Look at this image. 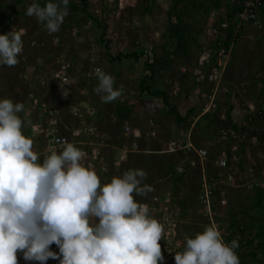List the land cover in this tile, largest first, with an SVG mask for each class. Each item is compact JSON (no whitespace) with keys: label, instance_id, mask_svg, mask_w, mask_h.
<instances>
[{"label":"rangeland","instance_id":"rangeland-1","mask_svg":"<svg viewBox=\"0 0 264 264\" xmlns=\"http://www.w3.org/2000/svg\"><path fill=\"white\" fill-rule=\"evenodd\" d=\"M86 1L88 13L94 17L95 22L79 10H74L75 7L81 6L79 0H70L69 15L60 31L49 35L35 17H28L25 14L33 0H21L19 3L17 0H0V15L11 14L9 21L0 20V35L8 34L11 31L20 32L24 42L19 64L12 68H0V98H10L25 104V112L22 115L30 123L23 129V134L33 139L34 150L41 154L43 150L39 147L44 149V134L38 135L35 130L41 123L37 120L38 118H35L38 104L44 103L50 106L52 101L57 104L58 112H60L58 118L61 119L67 133L72 126L76 125V122L70 118L71 110L77 108L80 103L88 104L96 111L94 126L100 139H103L104 144L107 145L98 150L107 166L104 165V161L99 164V158H97L94 169L101 182L107 183L113 177L121 176L129 169L142 168V155L135 152L131 157L129 156L130 158H126L127 153L124 156L117 150L121 146L125 145L127 152L133 149L135 151L142 149L141 146L146 144L147 149H154L152 151L154 156H147L152 157L148 167L153 168L151 174L155 176L160 173L161 168L174 165L173 161L164 164L161 162L160 158L167 155L162 153L168 151V147L163 146L165 142H176L180 146L181 142L187 140L189 128L193 126L191 140L195 143L194 148L196 150L204 148L208 154H211V158L208 157L204 163L206 170L209 169L207 166L212 164V171L216 173L214 163L218 156L222 157L224 154L227 160L225 173H230L232 170L240 171V178L237 179L236 186L240 190L241 198L238 194L239 199L236 200V204L232 205L234 215L229 217L230 219L227 216L228 220L225 216L223 220L220 218L221 227L223 230L225 228L234 229L237 226L242 227L243 244L237 252L240 261L243 260L241 255L254 252L257 255V260L253 261V258L248 256L244 258L243 262L247 264L263 263L264 144H258L256 138L250 140L245 136L240 138L231 127V129L226 128L222 123L210 128H208V124L214 119L219 122L224 121L230 103L233 102L237 111L231 113L232 122L230 123L238 128L246 127L248 133L261 131L264 123V65H257L258 62L249 64L245 67V71L242 69V72L244 74L249 71L250 73H247L252 78H245V74L240 77L239 71L243 64H240L238 60V62L234 61L235 56L231 55L232 59L227 61L228 65L232 63L228 75L229 83L223 87L222 81L217 94L216 109L209 111L206 115L209 117L208 119H204L205 116H198L196 113L190 116L187 122L177 125L161 100L141 94L140 81L145 77L148 79L146 85H150L152 91H163L169 99L170 97L179 99L178 103L181 108L178 112L181 115H185L193 107L198 108L200 95L206 94L209 90L205 86L196 88L193 84V74L204 49L209 46L215 48V44H212L213 42L208 36L209 29L202 28L200 23L190 20L178 24L177 18L168 16V12H175L176 9L173 0H133L135 3L131 5L124 4L122 0ZM38 2L43 6V0H38ZM129 2L132 3V0ZM145 3L149 4L147 8ZM128 7H131L130 10ZM247 26L250 27V31L246 30ZM198 29L201 32L200 37H202L201 41L197 39L200 42L196 45L199 47V53L176 55L173 39L171 42L169 41L170 49L173 52L171 56L164 53L160 59L161 54L155 53L156 47L162 46L164 42L160 36L164 31L170 32L171 35L174 34V31H181L188 38L189 32H196ZM246 32L250 34V37L243 40L242 36L244 37ZM101 35H104V40L108 42V54L100 40ZM248 41L250 42L248 43ZM222 42L221 40V45ZM247 44L256 49V54H254L256 60L259 59L264 63V27H255L251 24L243 26L231 46ZM134 48L137 49L138 60L123 59L119 63L109 60L110 57H115L118 53H135L133 52ZM220 50L226 54L225 48L222 47ZM153 58L158 59L156 60L158 62H155L154 74L149 79L150 73L146 71L147 68L144 65L150 64ZM63 67L66 68L65 71L67 70L69 76L68 82L65 83H62V76L59 75V72L63 71ZM94 67L111 74L116 81L115 87L123 86L122 95L116 101L107 104L101 102L100 96L94 91L98 79L89 75ZM133 97H136V110L128 113L127 105H125L127 103H123V100L128 101ZM232 97H234V101ZM132 101L130 100L131 103H134ZM99 113H103V115H99ZM42 125L44 128L45 125L43 123ZM125 127L129 128V133L124 132ZM149 132H153L154 135L146 137ZM37 135L38 137H36ZM74 135H77L76 132ZM79 136L71 137V142H98L96 139L89 140L85 136ZM135 142L138 144L137 147H134ZM118 143H120L119 147ZM77 147L81 150L84 148L80 145ZM84 150L82 151L84 152ZM44 154L46 155V153ZM44 154L41 155V160ZM188 158L198 161L195 154L189 155ZM179 163L187 168L185 162L180 160ZM184 177L182 176V178ZM144 183L150 185L148 178ZM152 185H154L152 187L155 191L163 194L176 189L169 179L167 182L157 181ZM246 186L249 189L246 190ZM220 194L222 197V193ZM146 198L147 196L136 197L139 203ZM234 206L236 207L234 208ZM221 227H218L220 231ZM51 250L57 253L59 251L55 244L51 246ZM17 255L18 264H38V262H26L22 253L18 252ZM47 264H59V261L50 259Z\"/></svg>","mask_w":264,"mask_h":264},{"label":"clouds","instance_id":"clouds-1","mask_svg":"<svg viewBox=\"0 0 264 264\" xmlns=\"http://www.w3.org/2000/svg\"><path fill=\"white\" fill-rule=\"evenodd\" d=\"M70 0H33L26 15L35 17L49 35L60 31ZM24 42L20 32L0 35V68L19 64ZM94 91L102 103L121 97L111 74L97 68ZM37 108V107H36ZM25 104L0 98V264H163L164 225L136 197L154 191L147 173L129 169L102 183L83 163L85 153L72 143L43 156L23 134L30 123ZM55 244L58 253L51 250ZM236 240L225 242L206 226L186 238L175 264H241Z\"/></svg>","mask_w":264,"mask_h":264},{"label":"crops","instance_id":"crops-1","mask_svg":"<svg viewBox=\"0 0 264 264\" xmlns=\"http://www.w3.org/2000/svg\"><path fill=\"white\" fill-rule=\"evenodd\" d=\"M122 1L126 5H129V4L131 5L135 3L133 0H132V3H130L131 1L129 2V0H122ZM173 1L175 3L176 9H175V12H172V11L168 12L167 13L168 16H172V17L174 16L175 19L177 18V20L180 21L181 23L184 21H189V20L191 22L196 21L197 23L201 24L200 27L206 28V29L207 28L210 29V27L215 26V24H219L220 22L226 20L227 19L226 15L230 13L231 11L236 10L237 6H239L237 0H173ZM145 6L147 8L149 4L145 3ZM130 8L131 7H128V10H130ZM246 30L250 31V27L247 26ZM200 34L201 32L199 31V29L196 32H192V33L189 32L188 38H186L187 36L185 34V40L187 42V49H186L187 54L195 55L199 53V47H197L196 45L200 43L198 42L197 39H199L200 41L202 40V37H200ZM170 35H171L170 32H165V31L161 33L160 35L164 42L162 46L160 45L159 47H156V49L154 50L155 53L161 54L160 59L164 56V53L169 54V56L173 54V52L170 49L171 47L170 42L172 40L170 39ZM249 37H250V34L248 32L245 33L244 37L242 36L243 40L245 39L247 40V38ZM224 40L225 39H223V41ZM249 42L250 41H248V43ZM174 49H175V43H174ZM225 49H226L228 62L230 61V59H232L230 58L232 55V56H235L234 61L238 60L240 64H243L239 71L240 77H242L245 74V78H252V76L247 73L249 71L246 70L247 72H245L244 74L242 72V69L245 71V67L249 66V64L258 62L257 65H262V64L264 65V63L262 61H259V59L256 60L255 55H254L256 54V49H254V47L250 44L233 47L231 46V43H230L228 47ZM133 50H134L133 52L138 54L136 48H134ZM156 58H159V57H156ZM228 62H227V65H228ZM231 64L232 63L226 66V69L223 75V87L227 86V83H229L228 75H229V69H230ZM135 98L136 97H133L132 99H129L128 101L123 100V103H127L125 105H127L128 113L136 110L137 104L135 102ZM233 98L234 97H232V100L234 101ZM189 99L191 100V98ZM130 100L131 101L133 100L134 103H131ZM241 100L243 101L242 98ZM168 101H169V104L171 103L170 104L171 106L176 107L178 111L180 110L181 106L178 103L180 102L179 99L174 98V97L173 99L172 97H170L169 99L168 97ZM230 107H232L231 113H234L237 111L233 102L230 103L229 108ZM99 115H103V113L102 114L99 113ZM231 117H232V114H231ZM231 122H232V119H231ZM193 130H194L193 126L189 128L188 138L185 142H181L180 146L177 145L178 143L176 142L175 143L165 142V145L163 146L168 147V151H165L162 153V154H167V155L166 157L160 158L162 159L161 162L162 164H164L165 162L169 163L170 161H173L174 165H172V167L170 165V167L161 168V170H159L160 173L158 175H155V176L152 175L151 172H153V168L148 167V165L150 166V160L152 159V157H148L147 155L154 156L152 152L154 149H151V150L147 149L146 148L147 144L145 146H141L142 149H139L137 151H135L134 149L130 150V152H128L126 156V158H128L129 156L131 157L135 152L140 153L142 155L141 158H143V160L141 161L142 163L141 170H144L147 173V178L151 186L154 187V185L152 184L156 183L157 181L167 182V179H169L171 180L172 185H174L176 189H178V190L173 189L171 191H167L165 194L157 192L154 189V191L151 192L149 196L147 195V198L141 203L150 205V201L153 197H161L163 200L170 201V209L177 219V228H176V233H175L176 239L182 245V247L185 244L186 238L194 237L196 233L202 232L206 226H214V227L220 226L221 227L222 223L220 221L221 220L220 218H222V220L224 219V216L225 218L226 216L228 218L229 217L231 218V216L234 215V211H232L233 209L232 205L236 204V200L239 199V197L241 198L240 190L236 186L237 185L236 181L237 179L239 180L241 173L240 171L238 172L237 170H232L230 171V173H226V174H231L233 177V181L230 183L227 182L224 186H220L219 188H217V191L215 190L214 196L211 201L210 212L207 213L206 209L201 205V203L199 202V194H200V186H201L202 180L205 178H208V179L213 178L215 173L212 171V164L207 166V168L209 167V169L206 170L204 168L206 165L205 164L202 165L199 159H197L199 162L196 160H192V159L189 160L188 156L195 154L193 152V149H195L193 145L195 143L191 140V133L193 132ZM137 145L138 144L135 142L134 147H137ZM189 147H191V149H189ZM40 148L42 147H39V149ZM43 148L44 149H42L43 152L41 153V155L45 153L44 152L45 147ZM201 149L205 150L204 148H201ZM222 155H223L222 157L225 156L224 154ZM180 160L187 164V168L185 167L187 174L184 175L185 176L184 178L178 176L176 173V168H177V165L180 164L179 163ZM104 165L107 166L105 161H104ZM177 179H179L180 181H178ZM243 184L245 183L243 182ZM220 193H222V197H220L221 196ZM238 194H240L239 197H238ZM235 207L236 206H234V208ZM227 210H229L230 212ZM221 229L223 230V227H221Z\"/></svg>","mask_w":264,"mask_h":264},{"label":"built area","instance_id":"built-area-1","mask_svg":"<svg viewBox=\"0 0 264 264\" xmlns=\"http://www.w3.org/2000/svg\"><path fill=\"white\" fill-rule=\"evenodd\" d=\"M237 2L240 11L235 15L231 25L227 20H224L209 29V38L213 42L212 44H215V48H213V46H209L204 49L199 58L198 66L193 74L194 86L196 88L205 86L208 87L209 90L206 94H201L198 100L199 104L197 107L200 109V116H205L210 110L216 109L218 98L217 94L220 86L222 85L223 75L227 66V54H224L220 50L222 48L220 41L226 39L228 29L231 27L233 28L232 38L228 40L232 44L234 39L239 35L243 26L251 24L255 27H264V0H237ZM223 59L225 60L223 61ZM65 69L66 68L63 67V71L59 72V75L62 76V83L68 82L69 80L67 70L65 71ZM96 69L97 68L94 67L91 70V73L89 74L90 77H97L95 71ZM79 106L77 108H73L70 113L71 120L73 119L76 122V125L71 127L73 133L71 134V130L69 131L70 137H77L80 135L79 137L85 136V138H89V140L96 139L98 142L73 143L71 142V138L58 134L57 127L60 123V119L58 118L60 112H58L57 104H54L53 102L50 106H47L44 103H41L40 105L38 104L36 115L37 118H39V121L44 122H41L39 125L37 124L38 126L35 130L38 135H41L42 133L44 134V152L46 154L50 153L52 150L62 149L63 142L66 140L75 146H84L85 156L83 163L86 166L94 168L97 158H99V164L104 161L98 150L103 149L107 145L104 144L103 139H100L96 131V127L94 126L96 111L88 104L80 103ZM42 123L45 125L44 128ZM74 132H76V136L74 135ZM124 132L129 133V128L125 127ZM38 135L36 137H38ZM153 135V132H149L146 136ZM189 149H191V147H189ZM117 150L122 155L129 152H127L125 145ZM193 152L196 154L201 164L204 165L208 159L207 151L203 149H193ZM214 164L216 170L214 177L210 179H203L200 186L199 202L206 209L207 213L210 212L211 201L215 190H217L220 186H224L227 182L230 183L233 181L232 175L225 173L227 168V160L225 157H218ZM176 173L180 177L186 175L185 166H178L176 168ZM256 187H258V185H256ZM245 189L247 190L249 187L246 186ZM148 206L154 218L164 225V240L159 242L164 256L163 263H175L174 256L177 252L182 251L183 247L176 239L175 233L177 228V219L170 209V201L163 200L161 197H153L150 201V205ZM216 228L218 229V227ZM242 230V227L239 228V226H237L234 229L225 228L224 230L219 231L225 242L236 240L238 241L240 248L243 244ZM239 248L236 249V252L239 251Z\"/></svg>","mask_w":264,"mask_h":264},{"label":"trees","instance_id":"trees-1","mask_svg":"<svg viewBox=\"0 0 264 264\" xmlns=\"http://www.w3.org/2000/svg\"><path fill=\"white\" fill-rule=\"evenodd\" d=\"M21 0H17V3H19ZM42 1V0H41ZM44 3H45V0H43ZM80 1V7H75L74 10L77 11L79 10L83 15H85L86 17L88 18H91L94 22H95V19L94 17H92L89 13H88V3L86 0H79ZM44 3H43V6H44ZM240 11V8L239 6H237V9L234 10V11H231L230 13H228L226 15V20L230 23V25L232 24V20L234 19L235 15ZM11 19V14H8V15H0V20L1 21H9ZM178 24H181V22L179 21ZM218 25V24H216ZM104 29L105 26H104ZM232 27L228 29L227 33H226V41H223L222 42V47L223 48H227L228 45H229V39L232 38ZM170 39H173L175 41V51L174 53L176 55H188L187 52H186V49H187V42L185 40V36L183 35V33L181 31H174V34L171 36L170 35ZM101 42L106 53L108 54L109 53V47H108V42L106 40H104V35H101ZM167 57V56H166ZM187 57V56H186ZM139 56L136 54V53H128V54H123V53H118L115 57H110L109 60L111 62H121L123 59L127 60V59H134V60H138ZM156 58H153V61L150 63V64H145L144 66L147 68L146 71L150 73V77L149 79L152 78V75L154 74V67L156 65ZM147 78H142L141 81H140V92L141 94L143 95H147V96H152L156 99H159L161 100V102L165 105V107L168 108V112H169V115L173 117L174 119V122L175 124L177 125H182L183 123L187 122L188 118L190 116H193L194 114L198 113V116L200 114V109L199 108H196V107H193L192 109L188 110L186 112L185 115H181L178 110L176 109V107H173L169 104V101H168V96L165 92L163 91H152L150 85H146L147 84ZM53 100V99H52ZM53 102V101H52ZM231 111H232V107L229 108L228 112L226 113V117H225V120L222 121V122H219L218 120L214 119L213 121H211L209 124H208V128L210 127H216V125L218 126V124L222 123L223 125H225V127L227 128H232L240 138L244 137L247 138L248 140L252 139V138H256V141L258 142V144H264V123H263V127L261 129V131L259 133H256V132H251V133H248V129L244 126H241V127H236V126H233L230 122H231ZM37 119V115L35 117ZM209 117H207L205 115L204 119H208ZM39 121V118L37 119ZM36 120V121H37ZM39 122H43V121H39ZM230 128V129H231ZM57 132L60 134V135H68L67 137L71 138L70 137V133L68 131V133L66 132L65 130V126L62 125L61 123V119H60V123L58 124V127H57ZM62 133H65V134H62ZM120 143H118V147L120 146L119 145ZM41 147V146H40ZM44 147H45V144H44ZM122 147V146H121ZM42 150V148H40ZM82 150H84V148H82ZM211 154H208V157H210ZM180 179V178H179ZM179 179H177L178 181H180ZM243 234V232H242ZM242 247V246H241ZM251 257L253 258V261L257 260V255H255L254 252H251V253H248L247 254H243L241 255V259L244 260V258L246 257ZM242 260L241 264H247L246 262L244 263ZM252 260V259H251ZM261 264H264L261 263Z\"/></svg>","mask_w":264,"mask_h":264}]
</instances>
